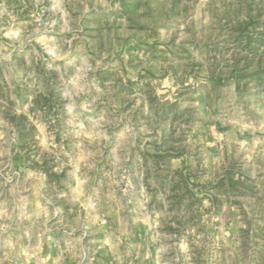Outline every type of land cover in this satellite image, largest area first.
<instances>
[{
  "label": "rangeland",
  "instance_id": "rangeland-1",
  "mask_svg": "<svg viewBox=\"0 0 264 264\" xmlns=\"http://www.w3.org/2000/svg\"><path fill=\"white\" fill-rule=\"evenodd\" d=\"M0 264H264V0H0Z\"/></svg>",
  "mask_w": 264,
  "mask_h": 264
}]
</instances>
